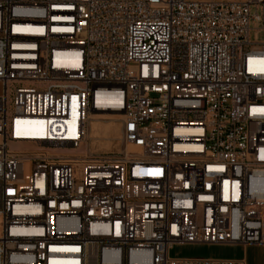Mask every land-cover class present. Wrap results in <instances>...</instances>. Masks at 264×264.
<instances>
[{"label": "built area", "instance_id": "built-area-1", "mask_svg": "<svg viewBox=\"0 0 264 264\" xmlns=\"http://www.w3.org/2000/svg\"><path fill=\"white\" fill-rule=\"evenodd\" d=\"M259 31L264 0H0V264H246L169 251L264 244Z\"/></svg>", "mask_w": 264, "mask_h": 264}, {"label": "rangeland", "instance_id": "rangeland-1", "mask_svg": "<svg viewBox=\"0 0 264 264\" xmlns=\"http://www.w3.org/2000/svg\"><path fill=\"white\" fill-rule=\"evenodd\" d=\"M252 26L254 28L259 27L257 22H253ZM252 37L256 40L264 39V31L253 32ZM122 116V115H121ZM115 117V122L121 126V134L119 138L115 139L113 143L108 145V148L101 149L98 148V144L100 142H107V139L101 138L95 139L91 135V121L89 118L87 124V141L86 145L89 151L94 153H103V152H118L124 149L125 144L123 142V124L122 119L123 116ZM238 253L237 249L231 245L227 244H194V243H186V244H176L174 245L169 254L172 257H232Z\"/></svg>", "mask_w": 264, "mask_h": 264}, {"label": "bare ground", "instance_id": "bare-ground-1", "mask_svg": "<svg viewBox=\"0 0 264 264\" xmlns=\"http://www.w3.org/2000/svg\"><path fill=\"white\" fill-rule=\"evenodd\" d=\"M117 116L121 115L107 111L90 115L92 137L98 139L104 136L103 138L107 139V142H100L98 148L106 149L115 139L119 138L121 126L114 121ZM128 148H131V146H128Z\"/></svg>", "mask_w": 264, "mask_h": 264}, {"label": "crops", "instance_id": "crops-1", "mask_svg": "<svg viewBox=\"0 0 264 264\" xmlns=\"http://www.w3.org/2000/svg\"><path fill=\"white\" fill-rule=\"evenodd\" d=\"M237 249L238 253L232 257L244 258L246 264H264V244H250L247 246L238 244H227Z\"/></svg>", "mask_w": 264, "mask_h": 264}]
</instances>
